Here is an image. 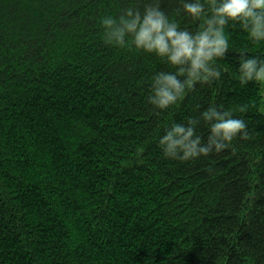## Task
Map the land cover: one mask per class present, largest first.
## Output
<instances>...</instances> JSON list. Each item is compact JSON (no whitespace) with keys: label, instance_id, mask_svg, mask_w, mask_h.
I'll return each instance as SVG.
<instances>
[{"label":"trees","instance_id":"1","mask_svg":"<svg viewBox=\"0 0 264 264\" xmlns=\"http://www.w3.org/2000/svg\"><path fill=\"white\" fill-rule=\"evenodd\" d=\"M148 2L0 0V264H264V82L235 75L242 53L264 57V41L226 26L220 77L156 109L151 77L172 69L105 43L99 22ZM159 3L195 30L182 0ZM209 105L243 118L248 135L164 156L165 127ZM196 132L206 139L208 122Z\"/></svg>","mask_w":264,"mask_h":264},{"label":"clouds","instance_id":"2","mask_svg":"<svg viewBox=\"0 0 264 264\" xmlns=\"http://www.w3.org/2000/svg\"><path fill=\"white\" fill-rule=\"evenodd\" d=\"M182 9L196 21L195 30L181 27L159 0H150L143 11L129 6L118 16L109 13L99 21L105 43L155 54L172 69L151 77L147 101L160 110L176 104L197 81L220 77L215 61L229 49L226 26L238 25L253 42L264 41V0H182ZM235 75L241 84L264 82V57L242 53ZM246 110V104L239 105V111ZM198 119L208 122L206 139L196 132ZM246 127L231 110L209 105L199 118L166 126L157 142L164 156L187 160L221 151L233 137H246Z\"/></svg>","mask_w":264,"mask_h":264},{"label":"rangeland","instance_id":"3","mask_svg":"<svg viewBox=\"0 0 264 264\" xmlns=\"http://www.w3.org/2000/svg\"><path fill=\"white\" fill-rule=\"evenodd\" d=\"M262 93H263V96H264V86H262ZM264 103V102H263ZM262 110L264 111V104L262 106Z\"/></svg>","mask_w":264,"mask_h":264}]
</instances>
